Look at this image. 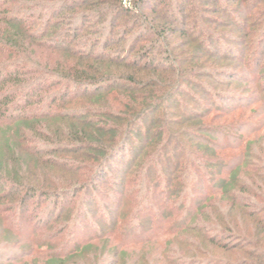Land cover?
<instances>
[{"label":"trees","instance_id":"1","mask_svg":"<svg viewBox=\"0 0 264 264\" xmlns=\"http://www.w3.org/2000/svg\"><path fill=\"white\" fill-rule=\"evenodd\" d=\"M30 1L24 0L26 3H31ZM43 1L44 4L39 5V2L34 0L31 8H28L39 9L36 18H32L28 23L27 19L23 20L13 13H8L10 10H2V6L7 3L6 0L0 1V51L15 56L19 49L26 48L25 52L29 51L27 55L33 53L41 61L36 64L26 56V61L13 58L11 62L5 63L11 71L9 69L4 82L0 81V87L6 83L10 86L13 84L14 87H11L9 93L0 94V104L11 113V122L14 125L30 123L35 118L39 121L56 119L70 124L68 129L59 127L55 132L47 134L45 139L51 143H48L51 148L46 149L47 152L35 149L37 153L29 154L25 151L27 155L35 156L41 155V152L51 154L54 158L70 156L65 162L71 170L67 167L60 169L64 164H56L59 161L54 158L51 159L52 164L47 166L60 173L69 172L78 178V183L73 182L65 189L66 193L62 190L61 196H67L68 193L76 195L94 189L97 181L103 176V170L131 144V138L149 119L148 128L144 131L147 139L155 137L151 135V131L163 122L177 127L188 126L183 131L177 129L175 133L169 134L171 138L166 141L162 154L158 157L162 159L157 165L158 168L156 167L160 169V174L151 185L145 183L146 188L156 190L159 183L165 181L163 194L166 198L162 204L177 202L187 188V178L192 176L198 181L197 185H204L202 189L191 185L187 190L191 194V202L202 203L200 209L217 196L225 198L232 201L233 205L246 209L247 212L242 215L253 220L255 228L260 227L259 219H264V174L250 173L252 184L236 182L237 174L250 152L248 141L240 140L238 145L232 146L233 143L219 145L216 140L229 135L228 133L235 138L248 139L258 134L264 124L261 126L259 121V125L254 127L251 122L253 119L241 124V116L236 115L238 108L228 110L220 105L227 103L229 99L220 93L217 87H230L222 78L228 77L234 82L232 73L227 77V74L222 77L219 70L202 73L199 71L203 68L196 69L198 64L193 63L205 56L217 61L214 58L219 56L203 49L206 45L217 46L218 40L212 34L205 32L201 36L203 32L200 31L201 40L196 42L191 39L192 31L198 25L217 26L208 17L210 12H218L216 0H193L191 6V0ZM261 2L264 0L235 1L240 8L246 10L244 16L248 14L250 17L252 10ZM211 6L216 8L211 11ZM45 10L49 12L47 18L43 17ZM233 13L237 15L238 11ZM254 28L255 30H249L248 27L245 36L253 35L248 30L255 31L261 38L257 43L263 45L264 17L259 16L256 19ZM255 43L246 41V44L250 45ZM184 46L194 48L191 56H182L183 53L180 52L185 49ZM4 48L7 50H3ZM52 56L55 58H51ZM220 57V62L224 61V56ZM198 69L200 70L197 71ZM261 69L254 75L260 80L263 78ZM207 80H211V84L217 87H210ZM54 87L58 89L53 96L54 101L51 97V101L49 99L52 106L57 102V107L63 108L62 106L85 97H89L91 103L87 107L84 101L80 100L78 104L83 105L82 109L75 107L70 113H52L48 106L39 115L36 111L24 113L31 104L30 99L36 98L42 89L49 90ZM82 88L92 90L93 94L76 97L74 102L64 101V98L70 94L75 95ZM257 89L263 94V99L253 103H259L264 108V86L261 85ZM197 93L203 94L200 101L196 98ZM207 103L211 106H206ZM263 108L260 109L264 112ZM17 112L21 114H16ZM50 135L53 138H50ZM184 137H189L192 145L184 144ZM25 141L29 139L20 136L18 144L28 151L24 146ZM11 146L12 141L7 143L8 152ZM240 149L242 150L239 153ZM16 156L14 164L18 171H8L10 160L4 159L0 161V169L6 168L8 175L24 170L22 161L26 159L20 155ZM41 165L44 166L42 162ZM154 169L153 166L149 174L151 179ZM16 178L17 182L13 180L12 183L6 184L8 189L13 188L15 194L28 192L31 198L39 195L35 193V187L28 185L31 183L25 184L18 176ZM24 180L30 181L26 178ZM235 189L238 194L234 193ZM198 211L196 210L197 213ZM242 215L241 218H245ZM229 224L225 221L204 226L208 234H205L203 241L222 248L227 247L224 240L230 238L228 235L232 236L231 232L235 229L230 228ZM230 249H235V246ZM70 256L74 254L65 256L63 260ZM52 259L56 261L58 257Z\"/></svg>","mask_w":264,"mask_h":264},{"label":"rangeland","instance_id":"2","mask_svg":"<svg viewBox=\"0 0 264 264\" xmlns=\"http://www.w3.org/2000/svg\"><path fill=\"white\" fill-rule=\"evenodd\" d=\"M33 1L26 3L24 0H6L7 4L2 6V10H10L8 13H13L23 20L27 19L26 23H28L32 18L35 19L39 12V9L34 7L28 10ZM35 1L39 2V5L44 4L43 0ZM194 1L191 0L189 5H193ZM235 1L216 0L218 6L215 8L218 12H210L208 17L219 28L210 24L198 25L194 28L191 39L196 42L202 39L199 37L200 31L203 32L201 36L205 32L215 36L218 40L217 46L206 45L203 49L219 56L214 58L217 61L205 56L193 63L198 64L195 66L196 69L203 68L202 71L197 70L202 73H213L219 70L222 77L232 73L234 82L228 77L222 78V81L226 85L230 84V87H217L211 84V80H207V83H210L209 86L213 89L217 87V90L229 99L227 103L220 104L224 109H239L236 115L241 116L239 119L241 124L253 119L251 122L254 127L259 125V121L263 126L264 112L260 109L263 107L259 103L254 104L253 101L263 99V94L257 88L264 86V57L262 58L264 44L257 43L261 38L257 32L249 30H255L254 26L259 16L264 17V2L259 3L257 8L252 10L250 17L248 14L244 16L246 10L240 8ZM215 8L210 7L211 11ZM236 10L237 15L233 13ZM226 12L229 13L226 14ZM43 15L47 18L49 12L45 10ZM248 27V32L253 35L246 37ZM248 40L256 43L246 44ZM191 47L184 46L185 49L180 52L183 53V57L191 56L194 49ZM25 50L26 48L19 49V53L15 56L14 54L9 56L7 52L0 51V66H2L0 81L4 82L7 79L6 75L11 68L5 63L11 62L13 58H22L26 61L28 56L36 64L41 62L35 54L31 53L32 55L29 56L27 55L29 51L25 52ZM220 56L229 59L220 62ZM260 68H262V80L257 75L256 78L254 77L255 72L260 71ZM2 85L0 94L9 93L12 90L11 87H14L13 84ZM57 89L58 87L42 89L36 98L30 99L31 104L24 113L36 111L39 115L47 106L52 113H70L75 107L82 109L83 105L78 104L80 100L84 101L86 106L91 103L89 97H85L82 98L83 100L78 99L75 103L62 106L63 108H58L57 102L52 106L49 99L51 97L54 101L53 96ZM90 94H93L92 90L82 88L75 95L70 94L64 98V101L74 102V98ZM195 95L199 101L203 97L201 93ZM206 106L211 105L207 103ZM11 121V113L0 104V161L10 160L8 171H18V167L14 164L16 155L26 159L22 161L24 170L17 174L13 172L12 175H8L6 168L0 169V264H62L61 262L63 264H264L263 218L259 219L261 226L255 228L253 220L242 215L243 212H247L246 209L218 196L200 209L199 206L202 203L191 202L192 197L187 190L191 185L201 189L204 185H197L198 181L192 176L187 178L185 183L187 188L184 189L180 199L168 205L162 204L166 198L163 194L164 180L159 183L156 190L146 188L145 183L151 185L160 174L157 165L162 159L158 157L162 154L166 141L171 138L169 134L175 133L177 129L183 131L188 126L177 127L163 122L151 131V135L155 137L147 139L144 135L150 121L147 119L141 130H138L131 138V144L126 146L124 151L103 170V176L97 181L94 189L76 195L68 193L67 196H61L62 190L65 191L73 182L78 183L77 176L48 168L47 166L52 164L51 159L54 158L51 154L41 152V155L35 156L27 155L26 152L35 154V149L40 151L50 149L51 145L48 143H51L45 139L47 134L51 131L55 132L59 127L68 129L70 124L56 119L39 121L37 118L25 124L14 125ZM146 124L147 127H145ZM228 134L216 140V143L219 145L233 143L232 146L238 145L240 140L249 143L250 152L236 178V182L244 181L248 185L252 182L250 173L264 174V128L248 139L237 137L238 140L230 133ZM20 136L29 139L24 145L28 151L18 144ZM49 137L53 138L52 135ZM182 140L184 144L192 145L189 137H184ZM11 141L12 146L8 152L7 143ZM52 146L55 147V145ZM241 150L238 152L240 153ZM136 155L138 157H135ZM67 157L70 158V156ZM67 157L54 158L59 161L55 162L56 164H64V167L60 169L67 167L71 170L65 162L68 161ZM41 162L44 164L43 167L40 166ZM153 166L155 172L153 171V179H151L149 174ZM16 176L25 184L31 183L32 185H28L35 187V193L39 195L31 198L28 192L15 194L13 188L8 189L6 184L12 183L13 180L17 182ZM25 178L31 182L25 181ZM234 193L238 194V190L235 189ZM196 210H199L198 213ZM241 215L245 218H241ZM225 221L230 223V228H235L231 232L233 235H228L230 238L224 240L226 241L224 245L227 247L222 248L203 241L205 234H208L204 226L211 223L221 224ZM231 246H235V249H230ZM81 249L84 250L79 253ZM73 254L74 256L69 257L70 259L63 260L65 256ZM52 257H58V260L55 261Z\"/></svg>","mask_w":264,"mask_h":264}]
</instances>
